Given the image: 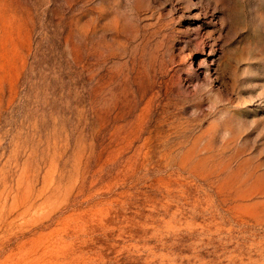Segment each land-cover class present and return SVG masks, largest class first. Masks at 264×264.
<instances>
[{
    "label": "rangeland",
    "instance_id": "rangeland-1",
    "mask_svg": "<svg viewBox=\"0 0 264 264\" xmlns=\"http://www.w3.org/2000/svg\"><path fill=\"white\" fill-rule=\"evenodd\" d=\"M0 264H264V0H0Z\"/></svg>",
    "mask_w": 264,
    "mask_h": 264
}]
</instances>
